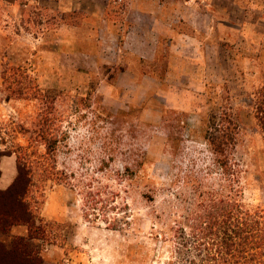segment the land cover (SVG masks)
I'll return each mask as SVG.
<instances>
[{
	"label": "rangeland",
	"instance_id": "374dc122",
	"mask_svg": "<svg viewBox=\"0 0 264 264\" xmlns=\"http://www.w3.org/2000/svg\"><path fill=\"white\" fill-rule=\"evenodd\" d=\"M133 1L114 0L113 21ZM152 1L158 33L176 21L196 48L190 38L176 48L161 42L153 61L145 53L138 62L102 36L86 54H61L52 32L73 21L56 0H0V152L26 147L44 169L28 200L43 233L27 241L42 264H164L166 247L150 235L177 214L222 196L264 212L254 106L264 82V2ZM28 82L42 101L31 99L35 91L13 93ZM38 114L56 136L49 154L32 134ZM224 129L233 144H210ZM2 172L12 183L15 154L0 156ZM16 238L28 239L26 226H12L0 243L8 250Z\"/></svg>",
	"mask_w": 264,
	"mask_h": 264
},
{
	"label": "trees",
	"instance_id": "16d2710c",
	"mask_svg": "<svg viewBox=\"0 0 264 264\" xmlns=\"http://www.w3.org/2000/svg\"><path fill=\"white\" fill-rule=\"evenodd\" d=\"M22 75L26 79V75ZM2 79L5 81V74ZM25 85L17 86L13 93L20 97L28 91H35L32 100L44 99L29 82ZM255 98V117L264 132V82ZM47 122L42 114H38L31 125L35 130L32 132L35 141L41 142L49 154L54 151L56 136L45 128ZM226 130L209 143H218L217 148L232 145L233 136ZM20 133L24 136L31 134L24 128ZM17 147L20 149L17 153L0 152V156L15 154L17 164L15 179L7 189L0 190V234L12 226L24 225L28 239H14L8 250L0 243V264H42L39 253L30 248L27 241L37 239L43 233L35 226L28 200L35 186L34 178L42 179L44 169L39 161H30L36 152L29 154L26 147ZM175 213L177 211L172 216ZM150 236H154L157 244L166 247L164 264H264V212L246 209L240 201L228 196L209 199L204 205L177 214L174 220L161 224Z\"/></svg>",
	"mask_w": 264,
	"mask_h": 264
},
{
	"label": "crops",
	"instance_id": "0c3cea01",
	"mask_svg": "<svg viewBox=\"0 0 264 264\" xmlns=\"http://www.w3.org/2000/svg\"><path fill=\"white\" fill-rule=\"evenodd\" d=\"M112 3H115L114 0H56L60 15L73 21L70 24L62 22L55 32L51 31L52 34H57L58 51L61 54L70 55L86 54L88 47L96 49L100 46L99 38L102 36L104 41L107 36H111L115 47L122 50L125 48L126 56H131L138 62L146 61L142 59L145 53L150 54L151 61H153L161 42L167 43V47L176 48L185 43L184 38H190L188 43L193 45L194 42V46L191 47L196 48V39L176 31V21H172L174 23L170 24L168 33H158L157 25L160 21V14L153 7L155 1L135 0L128 3V6L117 8L118 15L124 17V20H119V22L113 21L115 13L111 12ZM79 15H83V18H78ZM121 27L124 31L119 33ZM39 34H48V31L43 33L41 29ZM0 176V181H6L4 186L8 187L11 183L10 176L4 172Z\"/></svg>",
	"mask_w": 264,
	"mask_h": 264
}]
</instances>
